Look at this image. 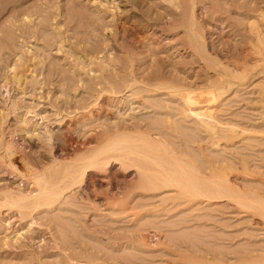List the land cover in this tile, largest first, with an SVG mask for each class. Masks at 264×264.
I'll list each match as a JSON object with an SVG mask.
<instances>
[{
  "label": "rangeland",
  "instance_id": "obj_1",
  "mask_svg": "<svg viewBox=\"0 0 264 264\" xmlns=\"http://www.w3.org/2000/svg\"><path fill=\"white\" fill-rule=\"evenodd\" d=\"M6 1L0 0V189L13 184L9 179L14 188L29 189L30 179L19 184L22 175L11 161L25 177L51 155L74 165L78 150L95 147L106 134L152 125V133L188 153L205 174L207 160L218 169L229 164L226 171L241 187L264 196V61H258L264 59V0ZM259 34L261 54L250 51ZM236 67H247L244 81L234 78ZM156 69L165 78L152 83L146 77ZM131 72L138 81L121 84ZM215 88L222 93L213 94ZM189 92L209 101L190 103ZM63 130L73 141L63 142ZM27 141L29 160L22 153ZM107 167L88 170L81 187L37 207L33 223L13 207L0 208V264L264 258V217L252 208L228 198L162 202L170 193L139 187L134 166L116 161Z\"/></svg>",
  "mask_w": 264,
  "mask_h": 264
},
{
  "label": "bare ground",
  "instance_id": "obj_2",
  "mask_svg": "<svg viewBox=\"0 0 264 264\" xmlns=\"http://www.w3.org/2000/svg\"><path fill=\"white\" fill-rule=\"evenodd\" d=\"M8 1H6L5 3H8ZM193 12H195V11H193ZM261 15H264L263 9H262ZM29 17L30 16H25V20L26 19L29 20L30 19ZM196 21H198V20H196ZM205 26H206V24H205ZM185 30L187 31L188 29H185ZM192 30H193V28H192ZM196 30L197 29H195V31ZM192 33H193V31H192ZM194 34H196V33H194ZM259 36H260V34L258 35V37H256L258 39V41H259V44H257L258 42L257 43L255 42L256 44H253V46L250 47V51H255V53L258 52V53L261 54V47H260L261 45H260V42H262V38H260ZM193 37H195V35H193ZM257 39H255V40H257ZM254 41H253V43H254ZM190 42L191 41H189V44L192 45V43H190ZM193 44H194V41H193ZM194 46H195V49H196V45H194ZM194 46L192 45V47H194ZM248 46H250V45H248ZM201 48H202V46H201ZM203 49H204V52H205L206 49H208V48H206V49L203 48ZM201 54L203 55L204 53H201ZM201 54L197 53V55H201ZM214 54H212V55H214ZM263 54H264V52H263ZM202 55L200 57H202ZM246 56H247V53H246ZM258 56L261 57L260 55H258ZM250 57H251V55H250ZM255 57H257V55ZM207 58H209V56ZM204 60L205 59H203V62H204ZM217 60H219V59H217ZM250 60L254 61V60H258V59H254L253 60V58H250ZM262 60L264 61L263 58H259L258 61L261 62ZM212 61H213V59H212ZM258 61H257V63H259ZM235 62H237V61H235ZM237 63H235L236 64L235 66H238ZM242 63H244V61H242L241 64ZM247 63H246V66L248 67L249 63L248 64ZM215 64H216V62H215ZM228 65L229 64H226V67ZM242 66H245V65H242ZM209 67H211V66H209ZM209 67H207V68H209ZM247 67H244L243 69L236 67L238 69L237 71L240 72V74H236V75H239V76H236L234 78H236L237 80L239 79L240 81H242V80L244 81V79L247 78L246 77V72H245L244 69L247 68ZM229 68H230V66H229ZM214 70H216V69H214ZM226 70H228V69L226 68ZM229 70H231V68ZM234 70L235 69H233L232 72ZM241 70H244V71H241ZM261 70H264V68L261 69ZM161 72L162 71H160V69H156L152 73H149L146 78H147V80H149L151 82L152 81H156L158 83V81L160 82V80H162L163 78H165ZM217 73H219V72H217ZM219 74H223L222 76H225L226 75L225 73H221V72ZM140 76H139L140 80L144 78L143 76H142V78ZM20 77L21 76L18 77V81L20 80ZM143 80L145 81V79H143ZM230 80L231 79H229V81ZM130 81H131V83H129L127 85V82H130ZM137 81H138V73L137 72H133L131 75H129V77L126 80H123L122 83L121 82L120 83L121 84L126 83L127 86H130L131 87ZM144 81H143V83H144ZM226 82H227V80H226ZM152 83H154V82H152ZM236 84L238 85V83H236ZM145 85H146V83H145ZM150 85H151V83H150ZM161 85H163V84H160V85H154L153 84V86H157V87L158 86L162 87ZM231 86H232V84H231ZM157 87H155V88H157ZM174 87H178V86H175L174 85ZM216 87L217 88H220L218 86H216ZM169 88H173V85H172V87L169 86ZM184 88H186V87H184ZM223 88H224V86H223ZM180 89H181V87H180ZM222 89H220V90H222ZM134 90H136V87H135ZM134 90H131V91L133 92ZM220 90L215 88L214 92L213 91L212 92H213V94L215 93L218 96V94H220L219 92H221ZM152 92H154V91H152ZM177 92H178V90H177ZM180 92H182V91H180ZM191 92L193 93V90ZM193 94H195V93H193ZM200 95H203V94H200ZM193 96H191V93L188 94L186 100H188V102H190V103H192V102H198V100L202 99V97H204L203 98L204 101H205L204 103H206V101L208 100L207 99L208 97L205 96V94L202 97H200L199 94H198L197 95L198 98L196 96L195 97H193ZM219 96H221V95H219ZM209 98H211V97H209ZM217 98H219V97H217ZM203 99H202L201 102L199 101V103H203ZM140 125H141V123H140ZM125 126H126V124H125ZM120 128H122V127H120ZM134 128H135V130L125 131L124 129H121V131L120 130L119 131L114 130L116 132H113L112 131L113 133L112 132L111 133H108L107 132L108 134H106L104 137L101 134L103 138H102V140H100V142L98 143V145H96L95 147H90L89 149H87V151L85 150L84 147H82L81 150H78L77 151L75 157L72 158L73 162H75L74 165H72L73 163H70V162H67V161L65 162V160L59 159L60 157L58 158L55 155L54 156L51 155V157L52 156L53 157L52 158L51 157L49 158L50 159L49 162L46 161V160H45V162L43 161L44 164H43V166H41L40 169H38L34 173L33 172L30 173L31 176L30 175H28V176L26 175V177H25V174H22V171L17 167L15 161H11L10 162L11 168L13 167L15 169V171H17V173L19 172L22 175L21 180H19L20 181L19 184H21L22 182L24 184V181L25 180L30 179L29 180L30 182L25 181V183L27 182V185H28V188L29 189L26 190V187H25V190L26 191L24 189L23 190H19L18 189L19 187H18L17 188L18 190H17L16 188H14L12 186L14 184V179H13V182L10 181L11 179H9V181H8L9 184L13 183L12 185L5 186L6 185L5 183H3V184L1 183L4 186H1V189H0V191H3L2 192V196L3 197L1 196L2 202L0 203V208H2L4 206H7L8 208H12L13 207V208H15V210L17 209V211L19 212L21 218L25 219L26 217H28V218H30V221L29 222L33 223L34 222L33 221L34 220V215H33V212L32 211L36 210L37 207H40V206H43L44 207V205H50V204H52L55 200H57L58 198H60L64 193H66L67 191H69V190H71L73 188L75 189V187H77V186H80L81 187V185L84 183V180L86 178V173H87L88 170H91L92 168H95V169H106V168H108L107 166H109V164H111L112 162L120 161L121 162V166H134L137 169V172L139 173V178H140L139 179L140 180L139 181V187H142L143 189L145 188L146 190H154V191L157 190V189L158 190H161V191L162 190H165V191H167V194L170 193L168 196L163 197L162 202L163 201H168V200H173V202H175L176 200H183L186 203L187 202H191L190 204L193 205L192 201H195V200L197 201V199H198V202H199V199H201L202 201L211 202V201L221 200L223 198H226V199L228 198V199L233 200L234 202L238 203L237 205L241 204L242 205L241 206L242 209L244 207H245L244 209H246L247 208L246 206H248V207L252 208L255 212H258L260 215H262L264 217V196H263V194L261 195L260 193H258L257 192L258 189H256V190H254V189H252V190L246 189L245 190L244 187H241L242 185L238 184V182H236L233 179V177L230 176V173L231 172L229 173V171L228 172L226 171V169L230 168L228 166L229 164L227 165V168L226 169H218V168H216L211 163V160L210 161L207 160L208 163H209L210 171L207 170L206 173H208V174H205L204 173V171H205L204 168L201 169L200 164L196 161L199 164V166H200L199 167L198 164L195 162V159L193 157H192L193 158L192 159L191 157H189L187 155L188 153L187 154H185L184 152L177 153L178 151L176 152L174 150V148H171L170 147V145H172L171 142L168 143L167 140H165L163 137H161L162 135H155L154 133H152V131L154 130V128L152 127V125L151 126H147L146 128H144L143 125H142V126H139L138 129H137V126H135L132 129H134ZM126 129H129V128H126ZM36 130H37L36 128H33L32 129V131H34V132ZM159 131H161V130H159ZM37 134H39V133H37ZM62 134H63L62 135V139H63V142L65 144L67 142L70 143L71 141H73L72 132H70V130H65ZM45 136H46V138L45 137L44 138L46 139V141L47 140L48 141H51L52 140V137L53 136L50 133V130H49V132L47 130V135H45ZM3 145H4V142H3L2 139H0V148ZM83 149L85 151L82 152ZM23 150L24 151L22 153H24L25 156H26L25 158H27L29 160L30 158L27 157V156H30V143H28V141H27V145L24 146V149ZM11 151L8 150V153H11L10 156L13 154V151L14 150L12 152ZM62 152H64V151H62ZM116 152L117 153L120 152V153L117 154ZM115 153L117 155L113 156ZM67 156L68 155H66V157ZM61 158H63V156ZM222 163H224V162H222ZM38 164H40V163H38ZM41 165H42V163H41ZM32 166H34V165H32ZM36 168H38V167H35L34 169L36 170ZM206 168H207V164H206L205 169ZM11 177H13V176H11ZM23 177H25V178H23ZM19 184H18V186L21 187V185H19ZM162 195H164V194H162ZM169 202H172V201H169ZM185 202H182V203H185ZM165 203H167V202H165ZM177 204L175 203V206ZM124 207H125V205H124ZM187 209H189V208H187ZM191 209H193V208L191 207ZM191 211H193V210H191ZM250 212H252V210ZM6 215H7V212H6ZM158 240H157V242H158ZM148 248H150V247H148ZM259 253H261V252H259ZM256 258H254V259L252 258L251 260H241V261H238V263H236V264H264V258H258V259H256ZM213 261L214 260H212V263H213ZM216 261H217V264H218V260H216Z\"/></svg>",
  "mask_w": 264,
  "mask_h": 264
}]
</instances>
